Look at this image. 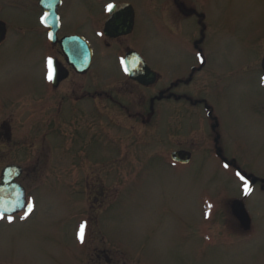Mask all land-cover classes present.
Returning a JSON list of instances; mask_svg holds the SVG:
<instances>
[{"label":"rangeland","instance_id":"rangeland-1","mask_svg":"<svg viewBox=\"0 0 264 264\" xmlns=\"http://www.w3.org/2000/svg\"><path fill=\"white\" fill-rule=\"evenodd\" d=\"M7 1L0 0L8 30L0 47V133L9 126L12 143L1 140L0 178L5 167L25 165L18 181L34 209L0 220V264H264V184L242 199L234 172L216 170L205 110L159 102L155 122L143 127L127 112L139 102L143 113L153 90L121 82L107 58L100 59L102 71L92 72L93 87L107 91L103 97L82 99L86 92L73 80L48 93L37 0H11L6 9ZM122 1L141 7L142 17L123 42L135 44L162 76L161 86L187 79L195 66L206 68L191 89L179 85L174 92L188 88L207 101L220 121L225 156L264 179V0H186L211 26L204 62L189 44L193 20L171 23L181 31L182 50L163 41L169 30L159 10L170 0ZM85 5L97 2L65 1V33L86 32ZM108 94L129 103L128 111ZM178 149L193 151L195 164L174 167L170 155ZM236 199L245 200L252 217L247 237L226 218Z\"/></svg>","mask_w":264,"mask_h":264},{"label":"flooded vegetation","instance_id":"flooded-vegetation-1","mask_svg":"<svg viewBox=\"0 0 264 264\" xmlns=\"http://www.w3.org/2000/svg\"><path fill=\"white\" fill-rule=\"evenodd\" d=\"M60 1H61V4L59 5L58 11H57L58 16H59V21H60V30L57 34L56 42L53 43L52 41H50L48 37V29L41 25V30L43 32V36L41 40L44 42L45 47L48 50V53L41 59L40 65L42 66V69H44L42 78L43 80L46 81L48 93L49 92L54 93L55 91H57L58 88L64 87L67 83H69V81L73 80V82L71 83L72 85L73 83H76L78 87L80 86V88H83L84 91L86 92V94L82 96V99H87L89 96L94 97V98L103 97V94L107 91H104L105 89L97 90L96 84L93 87V82H92V72L102 71V69L99 68L100 59L107 58L111 60L116 65V67L114 68V71H123L121 65L123 64L126 56L132 51L140 54V56L145 60V62L147 63L151 71H155V72L157 71L147 62L146 58L143 56L141 51L137 49L135 44H132V43L126 44L123 42L124 40L131 37L136 32L138 25H140L141 19H142V17L140 19L141 7L138 8L133 3L122 1V0H95L97 2V5L95 6L85 5L87 12H88V15H85L83 19V24L85 25L84 27L86 29V32L65 33L64 32L65 19L63 18V9L65 7L66 0H60ZM39 2L40 0H37V7L40 12L38 18H42V16L44 15V11L40 7ZM109 5L114 6L118 10L117 11V17H118L117 21L120 22V23H117L116 21H112L113 22L112 25L117 24L118 26H121V29H123L126 27L128 22H130V17L132 16L131 21L133 22V26H132L133 28L129 33L117 35V36H111L110 34H108L112 32V29H109V30L107 29L108 22L111 19L110 10L108 9ZM4 6L6 9L9 7L12 8L13 6L12 1L8 0L7 2L4 3ZM143 6L149 8V5L144 4ZM94 7L98 9L99 11L98 12L94 11ZM160 9H161L159 10L160 16L163 13L164 27L169 30V31L167 30L169 32V35L165 38V40H163L167 45L169 43H175L176 46L180 45V40L177 35L181 36L182 34L180 33L181 31H178V30L174 31L173 29L174 25L176 26L177 23L184 24L185 22L189 20H193V22L196 24L197 29H196L194 36L191 37V39H189V44H191V46L194 49L193 55L197 53L200 59L202 60V62H204L206 60L207 52L205 51L203 47L206 44L207 34L211 32V26L209 25V21L207 19L206 14L198 10V8H196L195 5L187 3L186 0H170L168 4H163L160 7ZM129 12H131L132 14H130ZM146 21L147 19L146 20L144 19V23H146ZM171 23L173 24V27L171 26ZM72 36H80L84 38V40L88 43V45L90 46V49L92 50L91 67L84 74L77 73L76 67L70 64V61H73V59H68L66 57L62 49V45L60 43L62 39L66 37H72ZM5 41L1 43L0 47L5 43ZM182 47L183 46L181 45L180 47H178L179 51L182 50L181 49ZM73 49H76V47H73ZM108 51H116L117 53L116 55H114V57H111L110 55H107ZM83 53H84V50L83 52L81 50V55H83ZM260 54H261L260 57L262 58V60H261V65L259 67V71L261 72L260 77H259V85L264 87V69L262 66V61L264 58V41L262 43ZM49 61H51V64H49ZM204 69L206 68L195 66L189 72L187 79L179 80L178 84L183 85V86H188L190 87L189 89H191L196 80L195 77L197 73H200V72L202 73ZM56 70H57V75L55 76L54 71ZM49 77H51V79ZM123 77H124V80L121 81L123 83L125 81L128 83L130 82L134 86L143 88L145 90L152 89L154 92V95L149 99V107L148 106L147 108L145 107L146 109L142 113L139 111L141 105L138 102L137 111L135 113L131 111L127 112L129 114L128 116L129 118H132L134 120L138 119L139 121H141V124L143 125V127L146 128V127H150V125L153 122H155L157 118L156 114L158 113L156 112L157 111L156 104L159 102L163 103L165 101H168V102H174L176 104H180L181 105L180 107H183V111H186L188 108H199V109L202 108L203 110L207 111L206 113L208 114V116L212 115L210 117L211 119L210 121L212 123L211 125L214 131L211 137L213 138V144L215 146L211 150V152L214 155L215 154L219 155L218 154L219 152L221 155H223V157H226L224 153V149L222 147V135L220 131V121L217 115L215 114L212 106L207 101H205L202 98L195 97L197 94H191L188 88L183 87L185 90L184 92H180L179 94L175 93L174 90H176L175 87L177 86H175L172 81L168 82L164 86H161L162 76L159 73L157 75L156 82L149 86H143L139 84L138 82L130 79L127 75H123ZM204 85L205 84H203V86ZM157 86L158 87L160 86V88L157 89L156 91ZM198 89L199 88H196L195 90L198 92ZM107 96H111V95L108 94ZM110 98H111L110 101L117 103L116 105L120 106V108L128 111L126 108L127 106H129V103L119 102L114 97V95H112ZM78 100L79 99H75V102H77ZM44 101H48V100H44ZM42 103H44L45 105L47 104L45 102H42ZM56 110H57V113L61 111V110H58L57 107H56ZM4 129L5 131L2 129V132L0 133V141L2 139L3 140L7 139L8 142H11L12 141L11 128L9 126H5ZM178 150H186V149H178ZM189 152L191 153V161H193L194 152L193 151H189ZM217 159L220 160L219 158ZM225 159H223L224 161V163H222L223 165H226L231 169H236L238 167V165L236 164V161H233L232 159H228V158H225ZM220 167H221V164H217L216 168H220ZM24 168L25 170H27L26 166ZM227 216H228L227 220L230 219L237 225V227H239L238 226L239 224L236 222V220H234L231 217L232 216L231 212ZM226 227L230 230L228 226ZM239 229L241 233H244L240 227ZM242 235H246V233Z\"/></svg>","mask_w":264,"mask_h":264},{"label":"water","instance_id":"water-1","mask_svg":"<svg viewBox=\"0 0 264 264\" xmlns=\"http://www.w3.org/2000/svg\"><path fill=\"white\" fill-rule=\"evenodd\" d=\"M60 3L59 0H43V3L41 6L48 11V14L50 15L48 19H50L51 25H54V19L53 15L55 14L56 7ZM117 9L113 11L111 14V19L108 22L107 29H112L110 34L111 36H117L122 34H127L132 30L133 22L131 21L132 16L130 17V22L126 25L125 28L121 29V26L112 25V21H116L117 23H120L117 21ZM120 12V10H119ZM132 14L131 12H129ZM112 25V26H111ZM58 29V26L54 29L55 31ZM114 32V33H113ZM6 35V27L5 25L0 22V43L4 40ZM64 48L65 45L71 44L76 45V49L73 50H67L64 49L67 58L73 59V61H70L71 64H73L78 72H85L88 67L90 66L91 62V53L89 49L83 48L85 46L79 45L78 43H81L80 40L75 38H69L64 40ZM80 46V47H79ZM79 47V48H78ZM81 50L84 53L81 55ZM125 68L130 70L127 71L130 75V77L139 83L143 85H149L156 81V74L150 71V69L147 67V65L144 63V61L136 54L132 53L129 54L126 62H125ZM173 159L175 161L181 162V163H187L190 159V154L184 151L176 152L173 154ZM21 175V169L17 167H9L4 170L3 172V180L0 184V212H3L4 214H14L17 212H20L26 208V197H25V190L17 183L14 182L15 179H17ZM255 183V180L254 182ZM232 211L236 218L240 221L241 225L245 229L250 228V222L251 219L245 209V206L240 201H234L232 205Z\"/></svg>","mask_w":264,"mask_h":264},{"label":"snow or ice","instance_id":"snow-or-ice-1","mask_svg":"<svg viewBox=\"0 0 264 264\" xmlns=\"http://www.w3.org/2000/svg\"><path fill=\"white\" fill-rule=\"evenodd\" d=\"M112 7H113L112 5H109L108 9L111 10ZM49 64H51V61H49ZM49 78L51 79V77H49ZM237 176H239L240 179L244 182V192H245V194L246 195L249 194L250 191H251V188H250V186L248 184V181L242 175H240L239 172L237 173ZM31 210H32V204H31V202H29L28 211L31 212ZM0 219H4V213L3 212H0ZM8 221L11 222V217H8ZM78 238L81 240V242H83V232H81L79 234Z\"/></svg>","mask_w":264,"mask_h":264}]
</instances>
